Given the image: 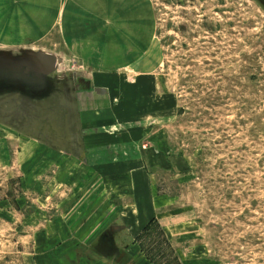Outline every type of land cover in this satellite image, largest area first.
<instances>
[{"label": "rangeland", "instance_id": "obj_1", "mask_svg": "<svg viewBox=\"0 0 264 264\" xmlns=\"http://www.w3.org/2000/svg\"><path fill=\"white\" fill-rule=\"evenodd\" d=\"M153 2L156 41L121 77L137 106L99 122L114 149L97 172L65 156L105 142L81 123L78 91L92 85L75 60L49 71L45 42L0 45L1 75L29 68L0 89V119L41 141L34 171L16 142L0 159V264L62 245L70 264H264V0Z\"/></svg>", "mask_w": 264, "mask_h": 264}, {"label": "crops", "instance_id": "obj_2", "mask_svg": "<svg viewBox=\"0 0 264 264\" xmlns=\"http://www.w3.org/2000/svg\"><path fill=\"white\" fill-rule=\"evenodd\" d=\"M156 37L157 14L153 0H0V45L16 48L45 42L49 50L56 52L58 63L65 58L75 60L74 66L81 71L75 72L76 76L91 82L89 89L78 91L81 123L92 135H101L102 141L108 142L102 143L106 151L101 155L103 148L90 147L86 138L83 159L68 151L65 156L78 158L82 167L91 168L92 172H97L96 166L104 165L99 164V160L110 158L114 149L109 136L94 131L101 122L111 118L117 107H135V101L121 89L128 85L121 77L138 74L136 71ZM4 72L7 74L0 75V89L21 85L15 75L8 84V70ZM15 92L21 94L24 89ZM12 126L13 123L0 119V159L12 158L10 145L16 142L18 150L14 158L22 172L34 171L41 141L22 135ZM61 220L63 218L55 219V225ZM100 220H104L103 217ZM75 221L80 224L76 227L88 228L85 214ZM68 230L76 237L82 234V231L76 234L72 228ZM60 234L57 230L54 235ZM63 247H52L43 253L37 251L38 264H64V260L69 262L65 264L72 263L70 256L62 254ZM83 256L88 258L86 254ZM91 263L97 264L93 260Z\"/></svg>", "mask_w": 264, "mask_h": 264}, {"label": "water", "instance_id": "obj_3", "mask_svg": "<svg viewBox=\"0 0 264 264\" xmlns=\"http://www.w3.org/2000/svg\"><path fill=\"white\" fill-rule=\"evenodd\" d=\"M44 57L43 58H48L49 60H51L52 62H54V65H53V68H50L49 69V71H51V70H53V69H55L56 67H57V64H58V62H59V59L57 58V56L55 55V54H47V53H41ZM9 61V60H8ZM22 63H25V61L23 60V61H21V63H13L12 61L10 62V66H12V68L14 69H12V71H9L11 74H12V79L11 80H13V78H14V75H15V68H20L21 70L22 69H26V70H29V68L28 67H26V66H23V64ZM23 67H22V66ZM20 69H18V70H20ZM1 70V69H0ZM2 70H3V68H2ZM1 70V71H2ZM47 71V70H46ZM4 72V71H3ZM1 75V74H0ZM4 75V74H3ZM7 81V80H6ZM8 83V82H7ZM31 90V89H30Z\"/></svg>", "mask_w": 264, "mask_h": 264}, {"label": "trees", "instance_id": "obj_4", "mask_svg": "<svg viewBox=\"0 0 264 264\" xmlns=\"http://www.w3.org/2000/svg\"><path fill=\"white\" fill-rule=\"evenodd\" d=\"M148 229H149V227L146 228V230H148Z\"/></svg>", "mask_w": 264, "mask_h": 264}]
</instances>
